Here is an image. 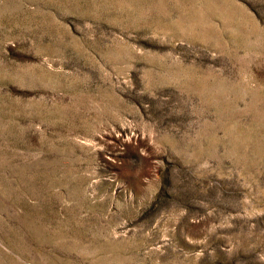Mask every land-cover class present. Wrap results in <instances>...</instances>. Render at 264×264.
I'll return each mask as SVG.
<instances>
[{"label":"rangeland","instance_id":"rangeland-1","mask_svg":"<svg viewBox=\"0 0 264 264\" xmlns=\"http://www.w3.org/2000/svg\"><path fill=\"white\" fill-rule=\"evenodd\" d=\"M0 264H264V0H0Z\"/></svg>","mask_w":264,"mask_h":264}]
</instances>
